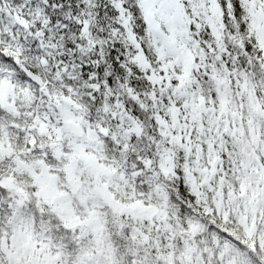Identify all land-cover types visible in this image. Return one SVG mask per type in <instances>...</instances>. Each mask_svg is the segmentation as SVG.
<instances>
[{
    "label": "snow or ice",
    "instance_id": "6c2138e0",
    "mask_svg": "<svg viewBox=\"0 0 264 264\" xmlns=\"http://www.w3.org/2000/svg\"><path fill=\"white\" fill-rule=\"evenodd\" d=\"M0 264H264V0H0Z\"/></svg>",
    "mask_w": 264,
    "mask_h": 264
}]
</instances>
